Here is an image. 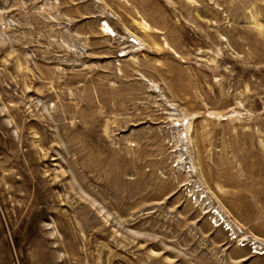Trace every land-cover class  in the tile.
Here are the masks:
<instances>
[{
	"label": "rangeland",
	"instance_id": "rangeland-1",
	"mask_svg": "<svg viewBox=\"0 0 264 264\" xmlns=\"http://www.w3.org/2000/svg\"><path fill=\"white\" fill-rule=\"evenodd\" d=\"M0 264H264V0H0Z\"/></svg>",
	"mask_w": 264,
	"mask_h": 264
},
{
	"label": "built area",
	"instance_id": "built-area-1",
	"mask_svg": "<svg viewBox=\"0 0 264 264\" xmlns=\"http://www.w3.org/2000/svg\"><path fill=\"white\" fill-rule=\"evenodd\" d=\"M215 212H216L215 213L216 215L214 214L215 221H217L219 223V225L223 226V229L226 230L230 234L232 239H236V237H238V233H240V230L237 229L235 231V228L233 226H231V224L229 223V221L227 220V218L223 214H221V213H219L217 211H215ZM242 239H246V238H242ZM250 244H251V248L253 250L254 249H258L259 250L262 247L261 246L262 244H259V243L257 245L255 242H251Z\"/></svg>",
	"mask_w": 264,
	"mask_h": 264
},
{
	"label": "bare ground",
	"instance_id": "bare-ground-1",
	"mask_svg": "<svg viewBox=\"0 0 264 264\" xmlns=\"http://www.w3.org/2000/svg\"><path fill=\"white\" fill-rule=\"evenodd\" d=\"M108 29V28H107Z\"/></svg>",
	"mask_w": 264,
	"mask_h": 264
}]
</instances>
